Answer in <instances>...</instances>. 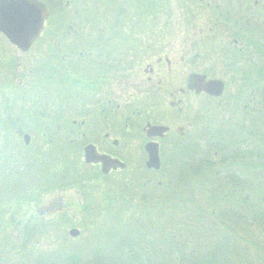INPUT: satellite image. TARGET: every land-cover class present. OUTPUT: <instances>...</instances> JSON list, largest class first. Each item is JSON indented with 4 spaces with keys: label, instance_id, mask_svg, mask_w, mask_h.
I'll return each instance as SVG.
<instances>
[{
    "label": "rangeland",
    "instance_id": "obj_1",
    "mask_svg": "<svg viewBox=\"0 0 264 264\" xmlns=\"http://www.w3.org/2000/svg\"><path fill=\"white\" fill-rule=\"evenodd\" d=\"M154 2L50 0L49 19L31 49L21 51L0 34V102L15 96L25 101L24 111L19 103L16 106L23 120L18 130L30 136L29 149L24 146L26 154H18L30 159L26 174L16 170L14 178L8 179L12 193L19 197L13 199L19 203L1 202L4 206L0 207V227L10 238L14 235L20 240V228L33 217L45 224V232L38 241L35 238V244L52 247L69 240L93 246V230L85 226L100 225L104 239L103 233L119 226L114 216H123L130 209L122 206L120 211L113 203L110 210L102 203L105 196L112 199L118 184L135 188L136 195L141 192L136 182L174 175L175 166H170L168 156L178 147L199 146L202 168L208 170L210 158L220 159L221 152L238 160L233 149L244 140L248 146H260L257 140L264 143V78L257 74L264 65V0ZM130 46L138 50L128 53ZM102 47L106 52L99 55ZM190 73L222 79L224 93L218 99L193 92L180 94ZM55 80L62 82L60 87L54 85ZM104 95L116 98L112 118V107L111 114L98 116L102 107L107 108ZM237 98L241 103L235 106ZM88 105L94 106V115L101 121L89 116L83 128L77 111ZM147 121L170 127L159 146V169L145 166L146 137L141 129ZM105 132L119 144L104 141ZM20 141L23 143L22 136ZM87 142L118 157L125 166L102 175L99 165L83 161ZM216 144L232 148L214 150L210 157L205 146ZM224 161L220 165L226 168L231 158ZM258 174L262 176L259 172L248 175L260 180ZM130 226L132 233L144 229ZM72 228L80 232L74 238L68 234ZM4 230L0 242L8 246ZM254 231L260 237L255 241L264 247L263 231L257 227ZM16 251L11 254L20 256ZM123 256L115 253L113 258ZM9 260L20 262V257Z\"/></svg>",
    "mask_w": 264,
    "mask_h": 264
},
{
    "label": "trees",
    "instance_id": "obj_2",
    "mask_svg": "<svg viewBox=\"0 0 264 264\" xmlns=\"http://www.w3.org/2000/svg\"><path fill=\"white\" fill-rule=\"evenodd\" d=\"M145 2L148 5L155 3L154 0ZM258 68V76L264 78V65ZM57 81L54 85L60 87L62 82ZM240 100L236 99L235 106L241 103ZM39 102L38 107H43ZM17 103L24 111L25 101L16 96L3 97L0 102V198H4L3 201L0 199V207L4 206L1 202L6 204L19 199L12 193L8 179L14 178L16 170L25 175V166L30 160L18 156L26 152L25 145L17 142L21 137L18 128L23 125ZM241 109L247 116L248 109L244 104ZM244 129L239 132L244 133ZM257 142L260 146H248L245 140L238 149L235 146L236 161H232L231 154L221 152L224 147L230 150L232 146H205L210 157L214 150L221 152L220 159L215 160L214 155L210 158L206 165L208 170L202 168L203 154H200L199 146H181L174 153L175 158L168 156L170 166H175L174 175L162 176L159 181L136 182L141 191L136 195L133 193L135 188L116 185V194L112 199L105 196L102 203L110 210L113 203L120 211L122 206L130 209L123 216H114L119 226L103 233L104 239L100 225L85 226L93 230V246L88 242L71 244L67 239V242L61 241L52 247L35 244V238L38 237L35 240L38 241L45 232V224L39 218L29 217L19 230L20 240L14 235L10 238L0 227V235L3 236L4 230L8 239V246L0 242V264H264V247L255 241L260 237L254 231L257 227L264 233V143ZM229 157L231 161L227 162L226 168L221 166ZM33 161H37L36 158ZM38 161L40 165L42 161ZM256 172L262 174H258L260 180L250 179L248 174ZM131 223L144 227L143 231L132 233ZM17 249L20 256L14 255ZM12 250L14 254H11ZM111 252L125 256L113 258ZM17 257L20 262L9 260Z\"/></svg>",
    "mask_w": 264,
    "mask_h": 264
},
{
    "label": "water",
    "instance_id": "obj_3",
    "mask_svg": "<svg viewBox=\"0 0 264 264\" xmlns=\"http://www.w3.org/2000/svg\"><path fill=\"white\" fill-rule=\"evenodd\" d=\"M46 16L44 5L36 0H0V31L21 50H27L33 41L39 38ZM194 79H198L196 81L198 83L197 90H204L213 95L222 93L221 82L205 81L203 76H195ZM150 130L164 133L167 128L154 126ZM24 138L27 143L28 136ZM144 149L148 156L146 167L158 169L160 159L156 143L150 142L144 146ZM84 161L86 163H101V171L104 174L111 168L124 167V164L118 159L97 153L93 145L84 147ZM70 234L76 236L78 230L71 229Z\"/></svg>",
    "mask_w": 264,
    "mask_h": 264
},
{
    "label": "flooded vegetation",
    "instance_id": "obj_4",
    "mask_svg": "<svg viewBox=\"0 0 264 264\" xmlns=\"http://www.w3.org/2000/svg\"><path fill=\"white\" fill-rule=\"evenodd\" d=\"M1 34V33H0ZM2 35V34H1ZM3 36V35H2ZM32 48V47H31ZM30 48V49H31ZM127 48H129V47H127ZM127 48H125V49H127ZM130 48H131V46H130ZM102 50H103V53H105L106 52V49H104L103 47L101 48V49H99L98 50V54L100 55V53H102ZM136 50H138V48H135V49H133V47L131 48V49H128V53H130V52H133V51H136ZM68 55V54H67ZM83 52H80V53H78V57L80 56V58H82L83 56ZM65 57V56H64ZM150 73L153 75L154 74V72H153V69L152 70H150ZM201 74H203L205 77H206V80H220V81H222L223 82V84H224V88L226 87V84H225V82L222 80V79H217V78H212V77H208L206 74H204V73H201ZM195 75H197V73H190L189 75H188V77H187V81H186V83H185V88H180L178 91H179V93L180 94H182V95H185L186 93H188V92H193V93H195V94H202L201 96H204V97H207V98H212V99H218V98H220V97H214V96H211V95H208V94H206V93H204V92H197L196 91V88L195 87H197V82L196 81H198V79H194V77H195ZM152 78V77H151ZM147 81H150V77H148L147 78ZM160 82H158V84H159ZM176 93V92H175ZM169 96H171V97H173L174 96V93H170L169 94ZM102 100H103V102L104 103H107V108L106 107H102L101 108V110L99 111V114L100 115H98V116H104L106 113H109V114H111V107H112V115H111V117L110 118H112L113 117V112H116V108H115V106L113 105V102L114 101H112V100H116V98H112V96L110 95V96H103L102 97ZM92 101V100H91ZM105 101H107V102H105ZM90 102V101H89ZM181 103V102H180ZM170 105L172 106L173 104H172V102H170ZM114 106V107H113ZM93 108V109H92ZM95 109H94V106H90V105H88L87 107H85V109L84 108H79V110L77 111V113L79 112V114L78 115H80V116H82L81 117V120H80V122L78 123L81 127H85L84 125L85 124H87V122H86V119H87V117H89L90 116V119H91V117H93L94 119H96V121L95 122H100L101 121V118L100 117H98V116H96V115H94V111ZM110 118H108V122H109V124L111 125L112 124V121H111V119ZM146 118H148V116H146ZM73 123L74 124H77V122H75V121H73ZM151 125V126H150ZM157 126V127H159V126H163V125H161V124H152V123H150V121H147V123L145 124V126L144 127H142V129H141V134H143V135H145V137H146V140H145V142H144V145L143 146H146L147 145V143H150V142H155V143H157L158 144V146H160L161 145V140L164 138V137H166V135H167V133L170 131V127H168V131L164 134L163 132H161V131H156V132H154V131H151L150 130V128L151 127H154V126ZM87 126H89V124L87 125ZM88 129V128H87ZM86 130V129H85ZM180 130V129H179ZM182 133V132H181ZM85 134V133H84ZM103 139H104V141H106V140H109L108 142H109V145L110 144H112V145H115V146H117L118 144H119V141L117 140V139H110V134L108 133V132H105L104 133V135H103ZM93 144L94 146H95V144L93 143V142H87L84 146H87L88 144ZM100 146V145H99ZM97 148V147H96ZM103 153H107V152H103ZM109 154V153H108ZM111 155V154H110ZM96 165H98V164H96ZM100 166V165H99Z\"/></svg>",
    "mask_w": 264,
    "mask_h": 264
}]
</instances>
